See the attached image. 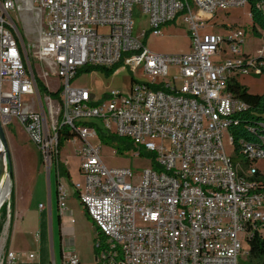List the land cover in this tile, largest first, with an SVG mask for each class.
Returning <instances> with one entry per match:
<instances>
[{"label":"built area","instance_id":"obj_1","mask_svg":"<svg viewBox=\"0 0 264 264\" xmlns=\"http://www.w3.org/2000/svg\"><path fill=\"white\" fill-rule=\"evenodd\" d=\"M135 3L147 24L138 34L133 32ZM245 4L0 0V121L20 123L40 149L47 173L53 168L59 175L58 164L67 163L59 158L62 131H67L66 141L78 140L74 154L81 179L72 187L96 227V264H253L247 262L242 240L264 232V187L253 178L257 169L252 165L264 158V148L240 142V154L249 161L244 172L225 152L222 138L225 134L232 144L231 117L248 107L227 89V81L238 74L264 75V54L261 49L255 56L239 52V28L223 35L200 32L216 10ZM182 11L190 24L187 52L162 54L144 45L148 31L160 35L161 26ZM224 44L232 55L214 60ZM37 61L46 86V78L56 76L53 91L59 89L58 97L38 91ZM118 62L133 75L147 77L132 75L128 95L111 89L100 97L71 84L84 65L111 67ZM27 95L29 102L23 100ZM89 119L128 138L138 147L133 155L149 152L150 166L139 173L107 167ZM66 194L58 183L60 212L66 209ZM9 211L7 205V217ZM34 258L33 252L17 253L5 246L0 264ZM61 264L80 262L74 252H66Z\"/></svg>","mask_w":264,"mask_h":264},{"label":"rangeland","instance_id":"obj_2","mask_svg":"<svg viewBox=\"0 0 264 264\" xmlns=\"http://www.w3.org/2000/svg\"><path fill=\"white\" fill-rule=\"evenodd\" d=\"M11 15L14 16L15 13L10 11ZM187 15L186 11H182L176 15V17L161 26L162 33L160 35H154L151 32H147L144 37H142V42L150 50L167 54V53H179L187 52L190 49V38L188 29L190 27L189 22L184 20V17ZM204 17V15H203ZM206 23L202 32H209L215 28L222 27L223 23H228L226 30H219L220 33H229L234 29H241L243 32L242 42L238 44L239 52H248L250 55H255L258 48H263L264 50V32L257 31L258 35L254 34L251 29V20L249 16V7L247 4L243 6L230 7L226 10H217L212 13ZM132 19H133V32L134 34L140 33L142 29L147 28L146 16L142 14L140 5L135 3L132 6ZM222 29V28H221ZM216 32V31H215ZM224 50L220 51V56L216 55L212 57L215 59H223L224 57H230L232 54L228 49V45L224 44ZM264 52V51H263ZM34 66L37 68L36 74L39 78V81L45 85V78L41 76L42 69L40 63L37 61L34 63ZM95 66V65H94ZM88 66V71L85 69L80 70L76 74L71 84L75 86H82L87 88L90 92L95 93L96 95L100 94V97H103L111 89L118 90L123 95H128L131 86L134 84L132 73L129 71L127 66L122 63L117 64L110 72H106L100 67ZM135 79H147L141 73H136L133 75ZM239 83L245 85L249 92L252 93H262L264 91V75L256 74H247L241 75L238 74L235 76ZM48 86H46L50 91H53L57 78L54 75H49L46 78ZM176 84L180 85L181 79L177 78L175 80ZM4 88H6L4 86ZM43 97V96H42ZM25 101H30L31 96L27 95L23 98ZM95 121L97 124H101L98 119H89ZM7 141L10 139V152L12 159V180L9 183V192L7 194L4 202L6 203L5 207L9 205L11 200V190L12 187L15 188L17 185L20 186L18 181V173L24 174L20 181L24 182L25 188L27 189V199L35 201V204L41 202L42 205H47V193L48 185L50 181L53 180V172L51 174V179L49 174L45 169L44 158L40 149L30 140L28 134L23 130L20 123L16 120H12L11 123L3 125ZM130 141L128 138H122L119 142ZM223 145L225 152L231 156L235 163H238V168L246 172L248 170L249 164L245 165L244 161L241 159L243 156L240 154L237 155L233 150V145L229 143L227 136L224 134ZM9 145V142H8ZM79 145L78 140L71 141L68 140L60 148V154L63 158H66L68 161L67 166L72 172V177L75 179L79 178L76 167H77V157L74 154V149ZM131 146L128 149L123 150L121 153H116L113 151L114 147L111 144L101 145L100 156L103 163L107 167H129L134 172L139 173L142 168L150 166L151 164V155L149 152L142 150L141 155H133L135 150H138V147L130 144ZM115 150V149H114ZM252 165L256 169L264 174V158L257 159L252 162ZM22 171V172H21ZM80 179V178H79ZM38 181V182H37ZM64 181V179H63ZM33 183H37L39 187L38 196L33 191ZM32 193V194H31ZM31 200V201H32ZM3 202V203H4ZM2 203V204H3ZM2 206V205H1ZM0 206V256H2L5 251V245L7 240V235L9 232V217L5 214L2 215V207ZM6 210V208H5ZM6 213V211H5ZM88 217V216H87ZM34 228L30 229L31 232ZM29 230V226H28ZM19 232V231H18ZM33 239L35 238L34 232H32ZM242 246L244 249L247 248V242L242 240ZM96 264V262H92Z\"/></svg>","mask_w":264,"mask_h":264},{"label":"crops","instance_id":"obj_3","mask_svg":"<svg viewBox=\"0 0 264 264\" xmlns=\"http://www.w3.org/2000/svg\"><path fill=\"white\" fill-rule=\"evenodd\" d=\"M209 19H207V21ZM221 24L222 27L215 28L209 32L216 31L223 35V33L218 31H228L226 28L229 26H227L228 23L225 24L222 22ZM259 49H261L262 52L264 51L263 48H258L257 50ZM257 50L255 55H257ZM244 53L250 55L248 52ZM92 94L100 96V94ZM10 139L9 137V147ZM59 158L62 162L66 160L61 154ZM67 163L63 165L66 173H59V175H57L53 168L48 173L51 179L50 176L53 172L54 182L52 183V181H50L48 185L46 206L42 205L41 202L36 205L32 197L31 199H27V189L25 188L24 182L20 181V178H22L24 174H22V171V173H18L20 186L17 185L15 188L12 187V215L5 246L7 249L17 253H35V258L32 261H26L22 264H61L62 253L66 252H74L80 264H92V262H96L95 250L93 247L96 227L92 220L87 217L78 199L77 193L72 187V182L81 179V175L78 171V163L76 171L80 179L72 177V172L67 166ZM58 183L64 186L67 193L65 198L66 209L62 212L59 211L57 202ZM38 190L39 187L37 183H33L32 193L34 192L38 196ZM32 228H34L32 230L35 234L34 239L30 230Z\"/></svg>","mask_w":264,"mask_h":264},{"label":"trees","instance_id":"obj_4","mask_svg":"<svg viewBox=\"0 0 264 264\" xmlns=\"http://www.w3.org/2000/svg\"><path fill=\"white\" fill-rule=\"evenodd\" d=\"M246 3L249 7L251 29L253 30L254 34L258 35L257 31H264V0H246ZM119 63L121 62H118L111 67L96 65L90 66L100 67L106 72H110ZM88 66L89 65H84L80 67L77 70L76 74H78L82 69L88 71ZM34 78L40 94H46L50 97H58L59 89H57L56 91H50L42 82L39 81L37 75H34ZM153 88L159 87L154 86ZM227 89L232 93V95L243 100L248 105V107L244 111L236 112L231 117L232 120L229 124V133L231 136V143L233 145L234 152L237 155L240 154V142L254 143L264 148V143L261 140V136L264 135V91L262 93L249 92L247 87L239 83L238 80L234 77H230L228 79ZM88 122L94 127L100 142L104 144H111V146L114 147L116 153H121L123 150L128 149L131 146V141L123 143L119 142L124 137L107 132L104 128H102V126H100L93 120ZM67 135V131H65L64 129L59 139V146H62L68 139ZM141 153L142 152L140 151V154ZM241 160L244 161V167L245 165L249 164V161H247L244 157ZM58 170L61 174L66 173V170L61 163L58 164ZM238 172L239 174L242 173L240 170ZM253 178L259 181L264 187V174H261L258 170H256ZM10 194V198L12 200V190ZM5 205L6 203L4 202L1 206L3 216L6 214ZM12 205V201H10L9 220H11ZM247 246V262L253 264H264V232L262 234L255 232L251 237L248 238Z\"/></svg>","mask_w":264,"mask_h":264},{"label":"water","instance_id":"obj_5","mask_svg":"<svg viewBox=\"0 0 264 264\" xmlns=\"http://www.w3.org/2000/svg\"><path fill=\"white\" fill-rule=\"evenodd\" d=\"M7 175L12 180V159L7 137L0 121V184L3 176Z\"/></svg>","mask_w":264,"mask_h":264},{"label":"bare ground","instance_id":"obj_6","mask_svg":"<svg viewBox=\"0 0 264 264\" xmlns=\"http://www.w3.org/2000/svg\"><path fill=\"white\" fill-rule=\"evenodd\" d=\"M9 183H10V178L7 175H4L0 184V206L6 199L7 194L9 192Z\"/></svg>","mask_w":264,"mask_h":264}]
</instances>
